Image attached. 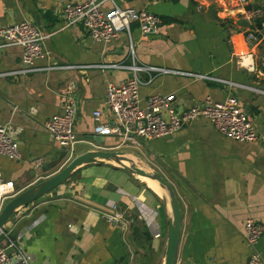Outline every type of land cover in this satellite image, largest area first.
I'll use <instances>...</instances> for the list:
<instances>
[{"label":"crops","instance_id":"0c3cea01","mask_svg":"<svg viewBox=\"0 0 264 264\" xmlns=\"http://www.w3.org/2000/svg\"><path fill=\"white\" fill-rule=\"evenodd\" d=\"M113 3L121 9L145 10L161 21L157 32L144 39L131 27L137 63L241 86L158 75L139 87L141 101L149 95H173L174 107L181 111L206 97L221 103L232 96L258 136L252 143L234 142L198 119L169 137L127 148L142 160L125 153L127 158L141 169L158 172L178 201L180 230L173 264H246L250 254L242 233L246 220L263 225L254 250L264 264V94L259 92L264 91V0L253 1L261 16L253 24L247 22V28L240 21L248 2L242 7L233 0ZM60 8L51 0H0V27L27 21L49 35L42 45L46 56L33 64L38 69L125 60L126 36L95 43L78 25L64 28ZM109 8L108 3L102 6L104 12ZM249 34L254 40L248 42ZM19 55L18 47L0 49V73L17 69ZM130 76L85 68L0 78V126L7 127L19 154L14 161L0 160L1 180L11 182L17 195L64 167L63 161L55 163L63 152L45 133L43 123L61 111L65 92L77 106L79 148L73 157L96 150L85 142L94 143L91 113L98 110L109 121L105 85ZM99 142L103 147L115 143L109 137ZM35 159L42 160L36 168ZM127 174L112 162L76 169L64 183L13 214L0 231V246L9 239L31 257L32 264H163L169 207L144 180ZM114 214L120 218L109 221Z\"/></svg>","mask_w":264,"mask_h":264},{"label":"built area","instance_id":"2783aa9c","mask_svg":"<svg viewBox=\"0 0 264 264\" xmlns=\"http://www.w3.org/2000/svg\"><path fill=\"white\" fill-rule=\"evenodd\" d=\"M60 6L64 28L80 26L95 43L108 44L120 35L126 36L127 50L125 60L108 65L93 66H65L55 65L41 69L34 67V62L46 56L43 42L49 35H43L27 21H20L0 27V49L18 47L20 49L19 67L0 73V78H14L35 72L59 71L64 69L96 68L99 70H116L129 73L131 76L118 83H107L104 88V105L109 114V121L102 119L100 111L91 113V135L93 137H109L114 140L111 147L96 145L85 141L96 150L119 151L120 149H135L140 142H147L173 135L182 127L198 119L206 120L221 136L238 143H252L258 139L254 127L246 114L240 109L237 100L228 96L221 103H214L209 98L195 106L181 111L174 107L173 95H149L140 100L138 89L142 85L151 83L158 75H181L194 81H208L226 87H241L231 82L215 79L208 75L173 71L161 67L144 66L137 63L132 44L130 30L135 27L144 39L157 32L160 19L145 11L133 8L121 9L114 5L113 0H51ZM158 0H148L155 3ZM238 6H245L248 0H233ZM110 5L109 10L103 11V4ZM258 10L242 12L241 18L253 24L259 19ZM248 42L254 40L247 35ZM145 75V81L139 79ZM264 94V91H259ZM61 111L51 115L43 123V129L48 137L58 145L64 153L63 165L73 158V147L78 142L75 124L77 106L74 99L65 92ZM19 158L18 145L10 136L7 127L0 126V160L14 161ZM41 159L33 161L34 168L39 167ZM15 196L12 183L1 180L0 177V209ZM114 209V207H110ZM119 219V215H109L108 220ZM243 239L250 249L247 264H261L254 250L258 239L263 233V225L252 220L243 224ZM0 264H32L31 257L19 249L14 242L7 239L5 245L0 246Z\"/></svg>","mask_w":264,"mask_h":264},{"label":"water","instance_id":"95a60500","mask_svg":"<svg viewBox=\"0 0 264 264\" xmlns=\"http://www.w3.org/2000/svg\"><path fill=\"white\" fill-rule=\"evenodd\" d=\"M253 1L254 0H248V4L244 7V11H255L256 6L253 5ZM208 9L209 11L211 9V13L214 15L212 5H210ZM240 24L243 28L248 27V23L244 20L240 21ZM254 28L259 30L260 25H255ZM100 139L101 137L90 138V140H92L96 145L101 146L102 143L99 142ZM63 155L64 153H61L55 163L61 162L63 159ZM123 156L124 153L119 151L92 150L86 151L78 156L73 157L66 165H64V167L60 171L15 195L2 206V208L0 209V231L16 211L28 206L34 201H37L38 199L50 193L52 190L64 183L69 178L71 173L76 169L89 164L114 162L116 163L118 168L126 171L131 176L144 177L155 181L158 187L162 190L163 194L160 196L161 201L164 204L168 205L170 211V217L166 222V241L163 264H173L180 230L178 201L169 184L162 178V176L158 172H147L145 170L137 168L129 160L128 166L123 165L121 163L122 161L127 162V160Z\"/></svg>","mask_w":264,"mask_h":264},{"label":"rangeland","instance_id":"374dc122","mask_svg":"<svg viewBox=\"0 0 264 264\" xmlns=\"http://www.w3.org/2000/svg\"><path fill=\"white\" fill-rule=\"evenodd\" d=\"M79 148V145H74V147H73V154L75 153L76 154V151H77V149ZM75 150V151H74ZM119 152H123L124 153V158H125V153H129V154H131L132 156L134 155V158H136L137 160H142L140 157H137V156H135V151L133 150H128V149H120L119 150ZM126 157H128V156H126ZM126 160H129V161H131L132 162V164H134L137 168H139V166L134 162V160H132V158H127ZM112 165H113V167H118L117 165H116V163H114V162H112ZM141 169V168H140ZM142 170H145V171H147V172H152V171H155V170H153V169H149L148 167H142ZM122 172L125 174V175H128L127 173H126V171H124V170H122ZM128 177H129V175H128ZM144 182L155 192V190L151 187V184L150 183H148L146 180H144ZM156 193V192H155Z\"/></svg>","mask_w":264,"mask_h":264},{"label":"bare ground","instance_id":"6f19581e","mask_svg":"<svg viewBox=\"0 0 264 264\" xmlns=\"http://www.w3.org/2000/svg\"><path fill=\"white\" fill-rule=\"evenodd\" d=\"M126 157V156H125ZM127 158V157H126ZM123 165H126V166H128L129 164H128V160H127V162L126 161H122L121 162ZM139 180H146L148 183H150L151 184V187L155 190V192L157 193V194H160V195H162L163 194V192H162V190L158 187V185H157V183L155 182V181H152V180H150V179H147V178H144V177H137Z\"/></svg>","mask_w":264,"mask_h":264}]
</instances>
